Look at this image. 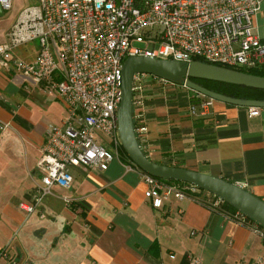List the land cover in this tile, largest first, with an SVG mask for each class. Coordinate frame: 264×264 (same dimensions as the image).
<instances>
[{
	"label": "crops",
	"instance_id": "crops-1",
	"mask_svg": "<svg viewBox=\"0 0 264 264\" xmlns=\"http://www.w3.org/2000/svg\"><path fill=\"white\" fill-rule=\"evenodd\" d=\"M253 20L264 36V0ZM9 26L0 31V42ZM17 74L0 69V127L9 123L14 133L30 136L31 144L23 147V166L16 140L8 127L1 129L0 162L12 169L16 158L22 172L33 174L47 124L31 134L33 125L11 105L8 94L24 81ZM193 97L197 93L182 84L145 81L142 109L133 111L134 126L146 127L144 153L157 163L221 177L264 200V106L250 115L252 106L214 100L208 115L193 116ZM54 99L60 104L58 123L64 105ZM129 166L120 155L105 171L72 167L71 188H54L29 217L15 209L14 200L30 197L26 179L9 176L0 190V251L8 253L0 264H194L192 257L200 264H255L257 258L264 264V241L248 227L211 210L200 197L170 196L154 207L144 196L141 170ZM63 195L73 198L71 207Z\"/></svg>",
	"mask_w": 264,
	"mask_h": 264
},
{
	"label": "built area",
	"instance_id": "built-area-1",
	"mask_svg": "<svg viewBox=\"0 0 264 264\" xmlns=\"http://www.w3.org/2000/svg\"><path fill=\"white\" fill-rule=\"evenodd\" d=\"M11 3L0 0L3 10L9 9ZM260 3L261 0H36L23 7L0 42V69L19 73L24 83L38 86L64 105L61 120L45 126L35 165L38 181L28 200L19 203L25 217L33 214L54 188H71L72 167L105 171L120 157L117 109L122 97V64L127 56L142 54L185 62L200 57L245 71L264 69V36L255 30L253 20ZM35 40L36 45L30 44ZM147 79L175 83L152 74H134L133 111L142 109ZM186 81L180 84L188 88ZM213 102L197 93V101L189 105L188 113L208 115ZM249 113L257 115L259 108L252 106ZM8 126L4 123L0 128ZM135 132L141 146L146 127L135 126ZM129 162V168H138ZM141 177L147 185L144 196L154 207H161L163 199L170 196L186 198V190L198 192L195 185L165 182L142 170ZM204 196L213 206L223 201L218 196L212 198L208 191ZM62 199L66 207L74 203L68 195ZM229 218L264 241V227L241 211ZM0 256L7 258V251L1 249ZM191 259L200 264L198 258ZM255 264H262V260L257 258Z\"/></svg>",
	"mask_w": 264,
	"mask_h": 264
},
{
	"label": "water",
	"instance_id": "water-1",
	"mask_svg": "<svg viewBox=\"0 0 264 264\" xmlns=\"http://www.w3.org/2000/svg\"><path fill=\"white\" fill-rule=\"evenodd\" d=\"M2 13L3 9L0 6V15ZM136 73L152 74L175 83H182L187 77H196L263 90L264 76L199 59L185 62L142 54L129 55L122 64V97L117 109L118 133L122 148L129 160L140 170L160 179H174L198 186L222 198L264 227V200L247 189L221 177L154 162L144 153L137 139L133 120L132 80ZM186 83L189 89L213 100L239 106H264V101L233 98L215 93L190 81Z\"/></svg>",
	"mask_w": 264,
	"mask_h": 264
},
{
	"label": "rangeland",
	"instance_id": "rangeland-1",
	"mask_svg": "<svg viewBox=\"0 0 264 264\" xmlns=\"http://www.w3.org/2000/svg\"><path fill=\"white\" fill-rule=\"evenodd\" d=\"M11 1H12L11 7L9 9L3 10V13L0 15V31H3L16 19L19 11L23 7L34 3L36 0H11ZM36 43L37 40L30 42V44L32 45H36ZM17 75L18 76L16 77L20 80L22 76H20L19 74ZM25 85L27 86L25 87ZM8 97L10 99L8 100L10 101L13 108L17 109L18 114L22 115L28 121V123L31 124V126L33 125L32 126L33 131L31 132V134H34V132H38L43 127V125L48 123H54L57 121L56 116H58V112H60L59 102L55 100L49 93H46L42 89H40L38 86H34L32 84H29L28 82L26 83L22 82L19 85L17 84L16 88H13V91L8 94ZM0 131H2L1 128ZM7 132L11 133L12 137L16 140V141L12 140V143L13 146L16 147V151H20L19 156L22 159V163L24 166L26 157L24 155L25 153L23 147H25V151L28 150L26 146L30 147L31 144L30 136L27 135L24 136L21 132L20 135H18L12 131V127L11 128L8 127ZM22 141L23 143H21ZM35 150L36 149L33 150V153ZM0 165H1L0 190H2L1 188L3 189L6 188L4 180L6 179L11 180V177L9 176L14 174V178L16 176L17 180L24 178L26 179V183L28 184V186L25 189H27V193L29 195L33 187L34 181H38L37 173H33V174L31 172L27 173L26 170L22 172L21 170L22 167L19 160L16 165V158L15 160H13L12 169H11V163L8 166V169L6 168V165L2 161L0 162ZM14 178H12L13 183H15ZM9 189H13V188H10L9 186V188H7V191L5 192H8ZM205 193L206 192H204V194ZM28 197L29 196H21V197H19V195L15 196L14 199L15 209L18 211H22L19 209V203L21 201L28 200ZM62 225L63 224H61V227Z\"/></svg>",
	"mask_w": 264,
	"mask_h": 264
},
{
	"label": "trees",
	"instance_id": "trees-1",
	"mask_svg": "<svg viewBox=\"0 0 264 264\" xmlns=\"http://www.w3.org/2000/svg\"><path fill=\"white\" fill-rule=\"evenodd\" d=\"M195 59L203 60L204 59L197 57ZM216 63V62H213ZM219 64V63H216ZM240 71L247 72V73H252V74H257L264 76V69H248V71H245V69H240ZM187 81H190L192 83H195L203 88H206L210 91H213L215 93L223 94L229 97L233 98H240V99H250V100H260L264 101V90L263 89H255V88H250V87H245L241 85H236V84H231V83H226V82H221V81H215V80H210V79H205V78H196V77H187ZM193 102L197 101V97L192 98ZM120 155L124 158H129L126 154V152L123 150L122 145L120 146ZM165 182H179L181 184L185 185H190L187 182H182L179 180H174V179H164ZM198 189V192H191L189 190H186V193L189 196L193 197H200V202L207 207H209L213 211H218L225 216L229 217L237 211L235 207L227 203L226 201H222L217 205H211V202H207L206 196H204V192H207L206 190L196 186ZM210 193V192H209ZM212 198H216L217 196L210 193Z\"/></svg>",
	"mask_w": 264,
	"mask_h": 264
}]
</instances>
